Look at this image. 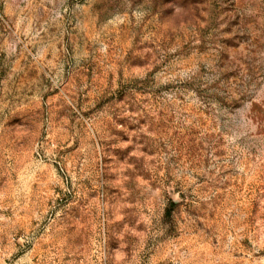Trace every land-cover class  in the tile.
I'll use <instances>...</instances> for the list:
<instances>
[{"label": "rangeland", "instance_id": "374dc122", "mask_svg": "<svg viewBox=\"0 0 264 264\" xmlns=\"http://www.w3.org/2000/svg\"><path fill=\"white\" fill-rule=\"evenodd\" d=\"M0 264H264V0H0Z\"/></svg>", "mask_w": 264, "mask_h": 264}]
</instances>
